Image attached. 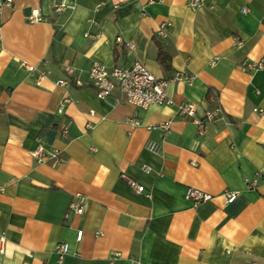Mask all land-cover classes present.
<instances>
[{
	"label": "crops",
	"instance_id": "1",
	"mask_svg": "<svg viewBox=\"0 0 264 264\" xmlns=\"http://www.w3.org/2000/svg\"><path fill=\"white\" fill-rule=\"evenodd\" d=\"M55 1L12 0L0 10V264H56L61 243L63 264H264V69H240L264 62V0H203L196 9L189 0H125L117 9L74 0L60 14ZM94 62L194 80L170 82L169 105L141 109L118 93L98 98ZM182 104L193 105L192 117L178 114ZM217 106L223 117L199 130L194 121ZM37 144L64 160L38 163ZM188 188L212 200L194 207ZM226 192L237 193L230 203ZM78 201L81 215L70 208Z\"/></svg>",
	"mask_w": 264,
	"mask_h": 264
},
{
	"label": "built area",
	"instance_id": "2",
	"mask_svg": "<svg viewBox=\"0 0 264 264\" xmlns=\"http://www.w3.org/2000/svg\"><path fill=\"white\" fill-rule=\"evenodd\" d=\"M125 0H111L113 8L117 9ZM203 0H189L188 6L191 9L199 8L202 5ZM12 0H0V10L3 7H10ZM74 7V0H56L53 5V11L56 14H60L66 10H70ZM244 11V10H243ZM29 23H35L40 21V18L37 15H31L27 18ZM167 27L166 23H161L158 26L156 35L160 38L165 37V28ZM118 42H121L117 38ZM241 42H237L236 46L239 47ZM128 48H131V44L127 43ZM212 63H214L212 61ZM240 69L248 71H258L264 69V62L258 61H243L240 64ZM89 79L92 87L95 89L96 96L100 99H103L107 96L118 93L119 98L126 101L128 104L141 109H146L151 105H169L171 103L170 99L166 95V89L170 82L179 81L191 85L194 80V75L187 71H180L175 74L170 79H160L152 75L144 66L139 63H135L131 68L123 70L117 67H114L110 70H107L106 67L101 65L98 62H94L89 69ZM59 85L65 86V81H60ZM69 99L64 97L62 100L58 111L62 112L65 105L68 103ZM179 115L183 117H192L193 116V105L191 104H182L177 108ZM92 114V112H91ZM223 117V111L220 107H215L213 109L207 110L204 113V116L199 121H194L199 130L203 129L204 124L212 122L216 119ZM132 125H137L136 120H131ZM167 124H161L157 128L166 130ZM60 136L66 138L67 136V125L61 127ZM145 149L151 153H158L160 150V144L147 141L145 143ZM30 155L36 159L38 163H44L51 160L53 163L62 162L64 158L61 156V152L57 149L45 148L42 144H37L31 151ZM142 171L148 173L150 168L146 165L142 166ZM261 177V172L258 171L255 173L254 177L248 181V188H254ZM122 179L127 181V183L137 192H143V187L136 185L132 180L128 179L125 176H121ZM237 193L235 192H226L223 194L224 201L226 203L232 202L236 198ZM186 199L192 202L194 207H197L201 203L208 202L212 200V195L205 193L199 189L188 188L185 193ZM71 210L75 214L81 215L83 213V205L81 201L73 202L70 204ZM82 237V231H78L76 234V241H80ZM4 243V237H0V244ZM0 251L1 248H0ZM68 251V245L66 243H61L56 247V264H63L64 256ZM119 257V254L113 252L110 254L109 260L113 262Z\"/></svg>",
	"mask_w": 264,
	"mask_h": 264
},
{
	"label": "trees",
	"instance_id": "3",
	"mask_svg": "<svg viewBox=\"0 0 264 264\" xmlns=\"http://www.w3.org/2000/svg\"><path fill=\"white\" fill-rule=\"evenodd\" d=\"M167 57L165 56L164 52L160 51V54H159V60L162 62V63H165Z\"/></svg>",
	"mask_w": 264,
	"mask_h": 264
}]
</instances>
